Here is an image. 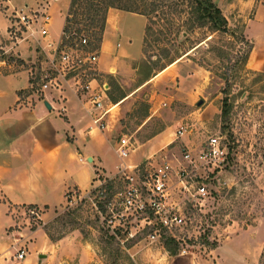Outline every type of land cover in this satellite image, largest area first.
<instances>
[{
    "label": "rangeland",
    "instance_id": "374dc122",
    "mask_svg": "<svg viewBox=\"0 0 264 264\" xmlns=\"http://www.w3.org/2000/svg\"><path fill=\"white\" fill-rule=\"evenodd\" d=\"M213 1L227 18L228 31L211 33L205 28H195L188 32L187 38L173 37L172 45L167 46L171 55L194 45L198 47L189 57L179 58L162 70L155 47L164 45L165 41L155 43L159 26L153 24L148 37L151 59L144 57L146 60L136 63L134 74L126 81L116 73H103L100 78L109 87V100L116 103L106 117L113 143L105 140L102 145L111 166L121 161L112 146L123 135L131 141L129 155L138 150L133 155L138 159L139 149L147 147L151 150L149 161L166 160L174 167L182 158L185 145L196 152L209 135H219L227 146V158L216 178L194 182L207 186L201 208L194 206L188 191L172 173L171 196L190 216L183 231L184 240L176 244L151 241L148 229H143L140 223L132 222L121 231L113 228L118 221L109 222L110 210L106 204L119 185L116 181L111 183V189H107L108 182L102 184L104 188L96 184L86 191L74 189L60 207H39V217L25 213L29 206L14 210L6 228L15 240L11 247L46 254L48 247L38 240L34 231L45 234L48 231L54 238L77 231L76 240L90 245L99 264H264V0ZM50 6L49 0H0V26L6 29L0 32L2 71L25 68L29 89L41 98L44 93L35 83L40 82L41 68L45 66L40 63L46 40L38 33L41 23L38 18L40 14L52 13L51 27L54 34H59L66 0ZM15 10L20 11L19 16L33 19H26L25 26H13V30L17 28L16 34L10 27L18 21ZM76 27L81 31L75 34L73 48L80 35L87 38L90 50L95 44L98 48L100 38L93 23L81 21ZM126 94L131 95L127 111L121 107L122 96ZM110 101L106 102L107 106ZM165 125L169 128L162 136V143L152 140L143 144L153 133L165 129ZM180 127L184 134L176 137ZM148 160L143 159L139 164ZM118 171L112 176L99 173L97 178L108 180ZM182 247L186 253L180 255ZM15 252L16 249L14 255L5 257L8 264H22L21 259L14 257ZM39 264L57 263L41 258Z\"/></svg>",
    "mask_w": 264,
    "mask_h": 264
},
{
    "label": "crops",
    "instance_id": "0c3cea01",
    "mask_svg": "<svg viewBox=\"0 0 264 264\" xmlns=\"http://www.w3.org/2000/svg\"><path fill=\"white\" fill-rule=\"evenodd\" d=\"M58 1L49 0L50 7ZM69 2L70 0H66L65 15ZM52 21L51 13L47 26L48 34L49 37L56 39L60 33L54 34ZM146 24L147 18L142 14L115 8L108 10L105 29L98 46V69L102 74L116 73L122 81L132 77L135 72L134 65L144 58L143 39ZM4 30L6 29L1 25L0 32L3 33ZM1 66H4L2 62H0V264H8L5 257L9 254L14 255L16 249L11 247L15 242L12 234L6 231L14 210L26 206L58 208L67 201L70 191L74 189L86 191L98 184L95 178L97 174L112 176L118 171L121 162L128 167L138 165L141 160L149 159L151 150L142 147L139 149L140 158L133 157L137 150L121 159L119 163H112L111 166L110 162L106 161L102 145L105 140L113 143L112 131L107 128L102 131L88 130L91 115L86 96L77 95L66 87L61 91H47L41 98L29 89V74L25 68L7 69L4 72ZM146 81L140 82L135 90ZM95 86L96 83L93 82L92 87ZM122 97L121 107L127 111L130 109L131 95L126 94ZM167 128L169 127L165 125V129L153 133L143 144L152 140L158 141V144L162 143L164 141L162 136ZM112 150L117 154L115 146H112ZM89 157L91 161H88ZM33 234H36L38 240L49 249V252L44 254L45 261L57 264H99L90 245L76 240L79 234L77 231H72L55 242L50 241L45 232L34 231ZM39 254L29 248L21 263L39 264L41 259ZM223 258H226L225 253Z\"/></svg>",
    "mask_w": 264,
    "mask_h": 264
},
{
    "label": "built area",
    "instance_id": "2783aa9c",
    "mask_svg": "<svg viewBox=\"0 0 264 264\" xmlns=\"http://www.w3.org/2000/svg\"><path fill=\"white\" fill-rule=\"evenodd\" d=\"M15 12L18 14L16 15L18 21L15 20L10 26L14 34L17 28L13 30V26L18 24L25 26L26 19L33 21L30 16H19L20 11L15 10ZM33 16L37 18L36 14ZM39 19L41 23L38 33L46 40V44L42 47L44 59L40 66L43 64L45 66L41 68L40 82H36L35 87L43 93L61 91L67 87L77 95L86 96L91 115L88 130H104L106 117L116 103H112L108 98L109 87L105 80H100L103 74L98 69V48L93 47L90 50L87 38L82 35L73 48L71 43L65 42L64 38L67 36L62 30L56 39H52L47 28L50 15L40 14ZM93 82L96 83L95 87H92ZM107 101H110L108 106ZM183 134L182 127L175 133L176 137H181ZM185 146L182 158L177 160L176 167L166 160L161 162L148 160L143 165L132 167L121 162L116 176L108 180L95 177L98 185L102 187L105 182L119 183L112 193V200L106 204L110 210L109 222L118 221L117 225H112L113 228L121 231L125 225L132 222L140 223L143 229H148V238L151 241L174 240L179 243L180 240H184L183 231L188 227L190 216L171 196L172 173L177 176L178 184L188 191L194 206L201 208L206 200L207 186L203 182L194 185V182L216 178V173L222 169L228 155L227 146L216 134L207 136L196 152ZM130 149V138L125 135L115 142V150L120 159L126 158ZM40 210L39 207L29 206L25 213L39 217ZM184 253L186 249L182 247L179 254ZM25 254L24 249L16 248L14 257L23 259Z\"/></svg>",
    "mask_w": 264,
    "mask_h": 264
},
{
    "label": "trees",
    "instance_id": "16d2710c",
    "mask_svg": "<svg viewBox=\"0 0 264 264\" xmlns=\"http://www.w3.org/2000/svg\"><path fill=\"white\" fill-rule=\"evenodd\" d=\"M79 5H81L80 9H77ZM110 8L142 14L147 18L143 39L145 58L149 56L148 58L151 59L152 56L148 51L151 25L159 26L158 35L153 40L157 44L165 41L164 45L155 47L158 50L155 56L159 58L161 62L159 69L162 70L179 58L189 57V53L197 46L194 45L184 52L178 50L174 55H171L167 46L172 45L173 37L176 39L181 35L183 38H187L188 32L195 28H205L211 33L226 32L229 28L227 18L213 0H70L62 28L67 36L64 38L65 42L72 43L75 34H80L81 29L74 28V25L81 21L93 23L101 41L107 20V11ZM241 37L243 38V36ZM143 60L146 59L143 58ZM148 78L149 76L142 79L141 82ZM223 104H226V99H223ZM107 187V189H111L112 185L108 182ZM46 234L53 242L62 237L54 238L48 231ZM167 242L176 244L174 240H167Z\"/></svg>",
    "mask_w": 264,
    "mask_h": 264
},
{
    "label": "water",
    "instance_id": "95a60500",
    "mask_svg": "<svg viewBox=\"0 0 264 264\" xmlns=\"http://www.w3.org/2000/svg\"><path fill=\"white\" fill-rule=\"evenodd\" d=\"M45 105L47 106V107H49V105L45 102ZM88 161H91V158L89 157L88 158ZM43 257H45V255L44 254H39V258H43Z\"/></svg>",
    "mask_w": 264,
    "mask_h": 264
}]
</instances>
